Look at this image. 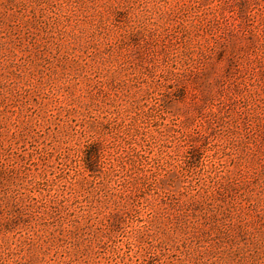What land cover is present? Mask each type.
Wrapping results in <instances>:
<instances>
[{
    "label": "rangeland",
    "instance_id": "obj_1",
    "mask_svg": "<svg viewBox=\"0 0 264 264\" xmlns=\"http://www.w3.org/2000/svg\"><path fill=\"white\" fill-rule=\"evenodd\" d=\"M0 264H264V0H0Z\"/></svg>",
    "mask_w": 264,
    "mask_h": 264
}]
</instances>
